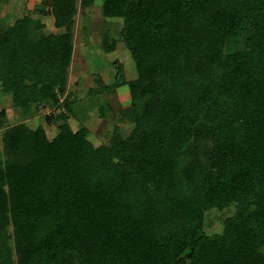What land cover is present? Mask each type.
<instances>
[{
    "label": "trees",
    "instance_id": "trees-1",
    "mask_svg": "<svg viewBox=\"0 0 264 264\" xmlns=\"http://www.w3.org/2000/svg\"><path fill=\"white\" fill-rule=\"evenodd\" d=\"M95 1L52 0L65 33L36 35L29 16L0 27L15 105L66 93L75 16ZM103 13L123 18L136 62L120 111L132 130L96 146L64 112L53 139L6 130L0 264H264V0H104ZM232 205L206 232V212Z\"/></svg>",
    "mask_w": 264,
    "mask_h": 264
},
{
    "label": "rangeland",
    "instance_id": "rangeland-1",
    "mask_svg": "<svg viewBox=\"0 0 264 264\" xmlns=\"http://www.w3.org/2000/svg\"><path fill=\"white\" fill-rule=\"evenodd\" d=\"M103 2L96 0L93 5L78 9L73 25L74 49L67 90L59 93L58 103H43L30 109L19 107L0 82V151L6 130L20 123L33 129L42 126L53 139L58 133L56 118L62 112L69 114L68 123L73 130L88 128V139L96 146L108 143L116 127L125 135L130 133L132 124L121 119L120 111L132 102L129 82L138 77L136 62L122 40L123 18L105 16ZM51 4L52 0H0V27L6 28L29 16L42 24L36 35L65 33V27L55 25ZM30 76L35 81L40 79L38 74ZM68 107L77 113L76 117ZM197 147L203 154L210 147V140L200 139ZM235 212V205L208 210L204 223L206 232H221L225 218Z\"/></svg>",
    "mask_w": 264,
    "mask_h": 264
}]
</instances>
